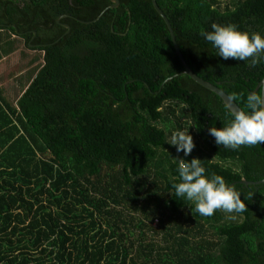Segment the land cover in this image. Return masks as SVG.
Instances as JSON below:
<instances>
[{"label":"trees","instance_id":"trees-1","mask_svg":"<svg viewBox=\"0 0 264 264\" xmlns=\"http://www.w3.org/2000/svg\"><path fill=\"white\" fill-rule=\"evenodd\" d=\"M119 1L0 0V43L44 56L18 109L0 104V264H264V182L241 183L264 180V143L218 146L227 106L184 74L152 0ZM156 1L191 69L250 112L264 63L224 60L201 32H264V0ZM185 129L187 157L168 144ZM177 158L235 186L245 211L195 212L172 187Z\"/></svg>","mask_w":264,"mask_h":264},{"label":"clouds","instance_id":"clouds-1","mask_svg":"<svg viewBox=\"0 0 264 264\" xmlns=\"http://www.w3.org/2000/svg\"><path fill=\"white\" fill-rule=\"evenodd\" d=\"M201 36L216 50L215 55L224 60L250 61L251 67L264 63V32L242 31L236 24L213 23L211 31H203ZM237 99L236 95L231 97L232 101ZM246 107L250 112L230 111L232 118L226 125L209 129V135L218 146L236 151L242 146L264 143V92H251ZM168 144L185 157L190 156L196 147L187 129L174 131ZM174 160H178L179 177V182L172 185L175 195L193 204L195 212L212 216L217 210L229 214L245 211L236 187L226 183L222 176H209L200 159L193 158L190 162L180 158Z\"/></svg>","mask_w":264,"mask_h":264},{"label":"crops","instance_id":"crops-1","mask_svg":"<svg viewBox=\"0 0 264 264\" xmlns=\"http://www.w3.org/2000/svg\"><path fill=\"white\" fill-rule=\"evenodd\" d=\"M7 38L0 43V104L8 113L9 107L18 109L20 98L31 85V74L44 63V56L17 35L9 34ZM8 50L11 52L5 54ZM31 61H34L33 66Z\"/></svg>","mask_w":264,"mask_h":264},{"label":"water","instance_id":"water-1","mask_svg":"<svg viewBox=\"0 0 264 264\" xmlns=\"http://www.w3.org/2000/svg\"><path fill=\"white\" fill-rule=\"evenodd\" d=\"M115 5L112 6L113 8H116L117 6H119L120 1L119 0H112ZM153 5L156 9V11L160 14V16H162V18L165 20L166 24L168 25V28L171 32V36H172V40L176 49V53L178 55V57L180 58L185 70H184V74H186L187 76H189L193 81H195L196 83H198L200 86L214 92L216 95H218L222 101L224 102V104L227 106V108L229 109V111H239L242 110L239 105L235 102L231 100V96H229L226 92H224L223 90H221L217 85L210 83L209 81L204 80L203 78H201L200 76H198L193 69H191V67L188 65L187 61L185 60L181 50L178 47L172 26L168 20V18L164 15L163 11L160 9V7L157 4L156 0H152ZM60 20V19H59ZM261 89L262 92H264V80L258 85L257 87V91H259ZM264 182V180H262L261 182H249V181H245L243 180L241 183L245 184V185H258L260 183Z\"/></svg>","mask_w":264,"mask_h":264},{"label":"rangeland","instance_id":"rangeland-1","mask_svg":"<svg viewBox=\"0 0 264 264\" xmlns=\"http://www.w3.org/2000/svg\"><path fill=\"white\" fill-rule=\"evenodd\" d=\"M42 59H44V57H43ZM33 60H34V59H33ZM33 63H34V61H31V66H33ZM42 64H43V63H42ZM38 68H39V66L35 67V68H34L35 71H36ZM35 71H34V73H35Z\"/></svg>","mask_w":264,"mask_h":264}]
</instances>
